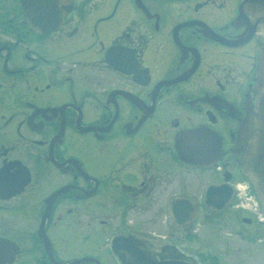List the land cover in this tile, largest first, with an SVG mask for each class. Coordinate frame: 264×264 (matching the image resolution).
<instances>
[{
	"label": "flooded vegetation",
	"instance_id": "obj_1",
	"mask_svg": "<svg viewBox=\"0 0 264 264\" xmlns=\"http://www.w3.org/2000/svg\"><path fill=\"white\" fill-rule=\"evenodd\" d=\"M36 1L32 23L0 0V264H121L137 241L264 264L234 153L262 42L242 0H59L50 29Z\"/></svg>",
	"mask_w": 264,
	"mask_h": 264
},
{
	"label": "water",
	"instance_id": "obj_2",
	"mask_svg": "<svg viewBox=\"0 0 264 264\" xmlns=\"http://www.w3.org/2000/svg\"><path fill=\"white\" fill-rule=\"evenodd\" d=\"M28 2L26 5L29 9H26V17L33 23L35 19L30 17L29 12L31 2L30 0ZM58 3L59 0L45 3L36 1V9L40 8L45 12V15L39 18L42 23H47L43 26L46 27L45 29H50V25L54 23L53 15ZM240 19L245 21L250 37L258 34L264 39V0H242ZM258 61L254 76L253 103L248 102L246 105V118L238 131L234 153L239 166L253 187L264 215V41L260 43ZM213 194L214 188H209L206 195L207 203H211ZM114 246L121 264H183L182 255L171 253L166 248L156 251L137 241L132 244V255L128 257L119 250L118 243H114ZM81 263L82 261H75L70 264Z\"/></svg>",
	"mask_w": 264,
	"mask_h": 264
},
{
	"label": "rangeland",
	"instance_id": "obj_3",
	"mask_svg": "<svg viewBox=\"0 0 264 264\" xmlns=\"http://www.w3.org/2000/svg\"><path fill=\"white\" fill-rule=\"evenodd\" d=\"M246 192H248V190L246 191ZM256 200V199H255ZM253 199L252 200H244L243 199V204L245 205V206H248L249 208H251L252 206H253ZM245 212H247L248 214H247V216L249 217V218H251V217H253V219L255 220V221H258V218H257V216L254 214V213H250L249 211H245ZM261 226V228H263V226L262 225H260ZM228 231V230H227ZM234 245H235V243H234ZM234 250H236V249H234ZM235 252V251H234ZM257 256H259V253H258V255ZM263 262H264V259H263Z\"/></svg>",
	"mask_w": 264,
	"mask_h": 264
}]
</instances>
